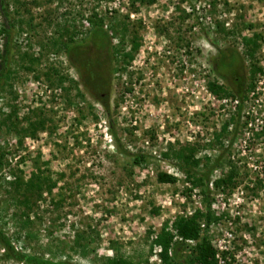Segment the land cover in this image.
<instances>
[{
	"label": "rangeland",
	"instance_id": "obj_1",
	"mask_svg": "<svg viewBox=\"0 0 264 264\" xmlns=\"http://www.w3.org/2000/svg\"><path fill=\"white\" fill-rule=\"evenodd\" d=\"M6 1L15 25V79L1 96L0 112L14 109L20 120L33 109L46 119L44 130L21 142L0 128V218L7 233L28 212L36 233L26 243L28 251L63 241L71 260L81 264L113 254L160 264L151 240L163 222L201 205L174 158L163 153L194 146L201 158L227 147L225 162L237 168L238 185L228 194L212 189L219 216L212 242L227 253L219 264H264V0ZM93 13L103 16L105 26L112 15L126 23V49L133 36L140 42L130 63H114L103 100L68 59L67 36L60 47L52 46L64 27L89 29ZM254 34L260 35L254 63L263 71L243 102L237 132L230 129L221 145L215 133L237 107L233 98L218 99L208 90L207 82L216 77L212 65L218 52L242 51L241 38ZM112 39L118 45L119 38ZM3 41L0 36V49ZM23 53L39 58L33 71L23 68ZM74 60L79 64L81 58ZM249 64L244 61L243 72L238 70L242 80H248ZM225 162L212 178L227 171ZM38 167L57 184L24 212L12 199L11 172L26 180ZM160 170L175 174L177 182H158ZM77 234L87 237L86 257L70 248ZM0 264L17 263L3 260L0 250Z\"/></svg>",
	"mask_w": 264,
	"mask_h": 264
},
{
	"label": "trees",
	"instance_id": "obj_2",
	"mask_svg": "<svg viewBox=\"0 0 264 264\" xmlns=\"http://www.w3.org/2000/svg\"><path fill=\"white\" fill-rule=\"evenodd\" d=\"M0 13L5 19L0 23V36L4 37L0 49L1 99L8 83L15 79V70L10 66L14 48L12 34L15 25L11 20L6 0H0ZM110 18L109 24L105 26L103 16L93 13L86 21L90 26L89 29L70 31L68 27H64L59 36L52 40V46L60 47L64 44L63 37L67 36L68 42L64 45L68 59L76 67L83 84L93 90L97 96L99 95L101 100H103V90L108 85L114 63L126 66L133 60L140 47L139 40L133 36L129 48L126 49L127 42L124 40L127 31L126 23L118 20L116 15H112ZM78 33L83 34L84 37L75 40ZM115 36L119 38L118 45L112 44V38ZM259 37L258 34H254L252 37L243 36L241 38L242 51L224 49L217 53L213 62L212 71L216 77L207 82L208 90L218 99L231 97L239 101L236 111L230 115L220 131L215 133V140L221 145L224 144V136L232 129L233 132H237L236 125L242 117L243 102L248 98V93L254 88V84L258 81V75L263 71L254 63L256 51L260 46ZM89 49L94 51L91 57L87 55ZM115 55H119L121 59L115 61L117 59ZM76 57L81 58L79 64L74 60ZM21 58L24 64L23 68L28 71H33L35 63L39 62L38 57H33L28 53H23ZM246 60L250 62L247 81L242 80L238 75V70L243 72ZM227 80H231V84L225 83ZM9 86L11 87V83ZM102 104L108 111V104L103 101ZM20 120L24 124H21ZM20 120L14 109L7 115H2L0 112V128L5 127L9 133H13L18 138L19 142L24 137H34L39 131L45 129V117L38 115L33 109ZM180 147L178 150L171 148L168 153H163V155L165 158H174L177 169L185 176L191 191L198 192L201 205L195 207L190 213L177 214L172 220H165L160 231L151 240V250L154 247L159 249L160 264H219V259L216 256L217 250L212 243L210 234L212 226L219 220V216L212 208L211 193L212 189L226 194L232 192L238 185V170L231 164V161H226L229 166L227 171L212 178L214 171L224 165V151L227 150V147H222V151L218 154L209 151L201 158L196 157L197 149L194 146ZM3 157L4 155L0 154V169L3 165ZM11 173L14 179L10 184L13 185L16 194L12 196V199L14 204L22 207L24 212L32 209L33 203L41 199L44 192L51 194L57 184V181L51 179L47 172L41 170L40 167L36 168V171H33L26 180L13 170ZM156 178L163 184H174L178 180L175 174L162 170L157 171ZM32 224L33 220L30 219L28 212L23 213V216H19L16 222L17 230L9 235L4 228L5 220L0 218V250L3 260H11L17 264H81L71 260L70 255L65 252L67 245L63 241L54 245L49 242L39 248L41 251L39 253L28 251L26 243L36 237V233L31 229ZM76 237L73 241L74 245L70 248L86 257L89 252L87 237L80 234H77ZM13 240L17 241L19 245L22 244V247L17 248ZM226 254V251L222 252L223 257ZM87 264L137 263L123 255L113 254L88 261Z\"/></svg>",
	"mask_w": 264,
	"mask_h": 264
},
{
	"label": "built area",
	"instance_id": "obj_3",
	"mask_svg": "<svg viewBox=\"0 0 264 264\" xmlns=\"http://www.w3.org/2000/svg\"><path fill=\"white\" fill-rule=\"evenodd\" d=\"M226 98H222V100H225ZM234 103H235V106L237 107L238 106V104H239V101L237 100V99H234ZM213 208V207H212ZM190 213V212H189ZM183 214H185V213H183ZM213 243V242H212ZM214 245V244H213ZM156 249H155V251H156V255H157V257H158V261H159V263H160V259H159V256H158V248L157 247H155ZM216 248V247H215ZM216 250H217V258L219 259V263H225V257H223L222 256V252L224 251V250H221V251H219L217 248H216ZM226 256V255H225Z\"/></svg>",
	"mask_w": 264,
	"mask_h": 264
},
{
	"label": "flooded vegetation",
	"instance_id": "obj_4",
	"mask_svg": "<svg viewBox=\"0 0 264 264\" xmlns=\"http://www.w3.org/2000/svg\"><path fill=\"white\" fill-rule=\"evenodd\" d=\"M79 77H80V75H79Z\"/></svg>",
	"mask_w": 264,
	"mask_h": 264
}]
</instances>
